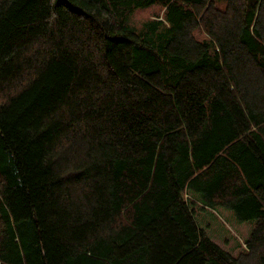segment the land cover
<instances>
[{"label":"trees","instance_id":"obj_1","mask_svg":"<svg viewBox=\"0 0 264 264\" xmlns=\"http://www.w3.org/2000/svg\"><path fill=\"white\" fill-rule=\"evenodd\" d=\"M0 264H264V0H0Z\"/></svg>","mask_w":264,"mask_h":264},{"label":"rangeland","instance_id":"obj_2","mask_svg":"<svg viewBox=\"0 0 264 264\" xmlns=\"http://www.w3.org/2000/svg\"><path fill=\"white\" fill-rule=\"evenodd\" d=\"M146 17L147 11H138L132 21L139 24ZM195 218L208 237L233 256L243 250V243L249 238L253 228L250 221L240 222L231 211L221 207L200 209L197 206Z\"/></svg>","mask_w":264,"mask_h":264},{"label":"crops","instance_id":"obj_3","mask_svg":"<svg viewBox=\"0 0 264 264\" xmlns=\"http://www.w3.org/2000/svg\"><path fill=\"white\" fill-rule=\"evenodd\" d=\"M201 226V225H200Z\"/></svg>","mask_w":264,"mask_h":264}]
</instances>
